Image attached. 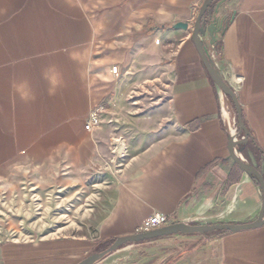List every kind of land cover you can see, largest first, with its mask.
<instances>
[{
    "label": "crops",
    "instance_id": "0c3cea01",
    "mask_svg": "<svg viewBox=\"0 0 264 264\" xmlns=\"http://www.w3.org/2000/svg\"><path fill=\"white\" fill-rule=\"evenodd\" d=\"M204 1L0 0V196L87 205L94 227L0 237V264H77L156 212L169 224L258 219L262 187L230 154L234 129L244 136L236 108L193 41ZM219 14L225 30L202 41L250 132L235 151L264 177V0ZM140 243L166 248L160 264H264V225Z\"/></svg>",
    "mask_w": 264,
    "mask_h": 264
},
{
    "label": "rangeland",
    "instance_id": "374dc122",
    "mask_svg": "<svg viewBox=\"0 0 264 264\" xmlns=\"http://www.w3.org/2000/svg\"><path fill=\"white\" fill-rule=\"evenodd\" d=\"M47 198L35 191L21 194L2 193L0 237L28 240L67 234L84 236L89 229L93 230L94 227L88 224L87 205L85 209L73 211L71 205L63 208L62 200L56 196ZM109 246H100L97 252ZM165 250L159 244L129 243L102 258L97 264H160V253Z\"/></svg>",
    "mask_w": 264,
    "mask_h": 264
},
{
    "label": "water",
    "instance_id": "95a60500",
    "mask_svg": "<svg viewBox=\"0 0 264 264\" xmlns=\"http://www.w3.org/2000/svg\"><path fill=\"white\" fill-rule=\"evenodd\" d=\"M215 1L216 0L204 1L199 11L197 20L195 21L192 36H193V41L198 49V52L201 55V58L212 80L226 95H228L231 98L236 108L238 115V122L241 130L244 131V136L242 139L238 141L232 140L230 146V154L231 157L235 160V162L238 163L246 173L255 177L259 181L262 187L263 205L258 219L251 223H246V224L190 225L186 223H173L149 232H138L132 235L119 237L105 250L94 253L86 257L77 264H96L102 258L106 257L107 255L113 253L114 251L120 249L121 247L129 243H139V242L149 241L175 234L191 235V234H208L212 232H238V231L259 228L264 225V177L257 168L246 163L243 159L239 157V155L235 151V148L237 146L247 144L250 138V132L246 128L245 123L243 121L242 106L240 105V102L236 96L235 91L226 83V81H224L219 71L216 69L214 62L210 59L205 49L204 42L202 41V37H204L206 33H208L211 37L212 43H215L216 42L215 35L218 32L224 31L226 28L225 19L222 18L219 13H220L221 5L225 3L227 0H219L215 5L214 10L210 12L211 7L215 3ZM208 12L210 13L209 17L206 16ZM188 26L189 25L186 23L177 24V27L183 29H187Z\"/></svg>",
    "mask_w": 264,
    "mask_h": 264
},
{
    "label": "built area",
    "instance_id": "2783aa9c",
    "mask_svg": "<svg viewBox=\"0 0 264 264\" xmlns=\"http://www.w3.org/2000/svg\"><path fill=\"white\" fill-rule=\"evenodd\" d=\"M113 71L116 73L117 72V67L113 68ZM99 112L100 109H97L93 114L90 115V117L88 118L87 122H86V129L88 131H92L95 128H97L99 126ZM236 132L237 129H234ZM234 139V137H233ZM237 139L240 140V135L238 132L237 135ZM170 223V219L167 215L163 214V213H154L153 215H151L149 218H147L139 227L138 232H149L155 229H159L161 227H164L166 225H169Z\"/></svg>",
    "mask_w": 264,
    "mask_h": 264
},
{
    "label": "bare ground",
    "instance_id": "6f19581e",
    "mask_svg": "<svg viewBox=\"0 0 264 264\" xmlns=\"http://www.w3.org/2000/svg\"><path fill=\"white\" fill-rule=\"evenodd\" d=\"M237 135H238V132H237L235 135H233L234 140H236V141H238V139H237Z\"/></svg>",
    "mask_w": 264,
    "mask_h": 264
},
{
    "label": "trees",
    "instance_id": "16d2710c",
    "mask_svg": "<svg viewBox=\"0 0 264 264\" xmlns=\"http://www.w3.org/2000/svg\"><path fill=\"white\" fill-rule=\"evenodd\" d=\"M216 1H218V0H216ZM216 1H215V2H216Z\"/></svg>",
    "mask_w": 264,
    "mask_h": 264
}]
</instances>
